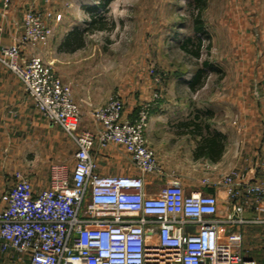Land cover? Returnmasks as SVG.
I'll use <instances>...</instances> for the list:
<instances>
[{"label":"built area","instance_id":"built-area-1","mask_svg":"<svg viewBox=\"0 0 264 264\" xmlns=\"http://www.w3.org/2000/svg\"><path fill=\"white\" fill-rule=\"evenodd\" d=\"M3 1L5 7L10 2ZM22 28L21 39L1 49L0 64L17 75L37 110L77 149L71 176L53 166L50 185L40 192L15 173L0 200V264H257L242 255L243 236L234 228L248 223L238 202L243 195L262 209L264 178L243 184L236 172L204 177L202 188L226 192L223 201L233 209L224 211L217 192L187 193L174 172L164 171L146 138V108L130 122L116 98L93 113L95 131L80 130L71 86L42 57L21 58V47L46 42L52 30L31 11ZM98 148L124 156L136 173L99 174ZM148 177L160 183L153 195L146 193Z\"/></svg>","mask_w":264,"mask_h":264},{"label":"rangeland","instance_id":"rangeland-1","mask_svg":"<svg viewBox=\"0 0 264 264\" xmlns=\"http://www.w3.org/2000/svg\"><path fill=\"white\" fill-rule=\"evenodd\" d=\"M237 3L238 0H30L22 10V23L28 12H35L52 30V35L35 47H21V58L42 57L68 85L63 75L62 54L57 51L54 55L50 48L53 44L60 50L69 43L81 46L73 56L80 67V79L98 82V106L85 104L91 108V118L96 110L105 108L116 98L122 100L123 112H136L135 120H128L130 122L138 121L146 108L147 127L151 126L152 115L164 112L165 116L154 125H165L160 135L162 138L166 135L173 151L179 150L176 145L181 144L186 152L191 139L186 138L183 131L180 141L177 128L187 125L189 130H194L195 124H207L220 130L229 116L239 112L238 102L227 100L229 84L249 74V70L242 73L235 67L241 54L230 43L228 34L230 22L226 19L230 10L231 15L237 10ZM11 7L12 0L6 7L1 0L0 15H8ZM198 18L202 23L201 31L195 28ZM65 32H69L68 35ZM21 36L5 47L17 43ZM198 46V56L188 51L197 50ZM10 72L17 77L12 70ZM197 74L200 77L192 87L190 84ZM251 76L257 74L251 71ZM158 135L159 132L153 133L152 139ZM67 140L73 143L68 135L65 142ZM66 157L63 163L71 164V158ZM51 160L40 166L43 172L49 173L54 163ZM183 167L193 177L202 173L193 165ZM223 200L221 210L225 211ZM187 229L194 231L195 228ZM262 255L260 264H264V252ZM9 257L14 255L11 253Z\"/></svg>","mask_w":264,"mask_h":264},{"label":"crops","instance_id":"crops-1","mask_svg":"<svg viewBox=\"0 0 264 264\" xmlns=\"http://www.w3.org/2000/svg\"><path fill=\"white\" fill-rule=\"evenodd\" d=\"M29 4L30 0H12L9 14L0 15V50L21 36L22 10ZM236 9L232 15L230 10L229 17H226L230 22L228 28L230 43L234 48L237 47L238 53L241 54L235 67L242 70V73L249 70L247 78L240 76L236 79L237 82L234 81L227 88L229 95L227 100L230 102L233 99L238 102L240 108L238 114L235 116L228 114L230 119L220 130L213 126L199 132L189 130L186 126H181L180 131L177 128L176 132L179 133L177 137L180 141L184 137L183 131L186 133L185 137L191 139L186 152L183 151L181 144L176 145L179 150L173 151L170 142L165 138L166 130L163 138L160 135L163 129H166L165 125H154L156 120H161L165 116L164 112L151 116L154 122H150L151 126L149 125L146 131V138L155 151L159 164L165 172L176 174L183 182L187 193L203 189L208 193L217 192L224 200L227 199L224 189L202 188L200 181L206 176L217 180L230 172H236L237 180L243 184L264 178V0H238ZM65 33L68 35L69 32ZM80 47L69 43L66 48L60 50L59 46L56 48L53 44L50 50L54 55H57V51L62 54L64 80L71 85L73 100L81 108L80 130L95 131L97 127L91 118V108L85 104L89 102L94 108L98 106V82L96 84L93 80L84 82L80 79V67H77L73 60ZM251 71L257 76L252 77ZM123 118L135 120L136 112L125 110ZM158 132L159 135L152 139L153 133L156 135ZM195 133L198 135L193 136ZM211 133L222 136L219 150L213 154L205 151L198 154V149L203 147V138H208ZM65 134L63 129L56 128L38 112L24 91L21 80L0 64V200L15 183L14 175L17 172L29 178L36 192L49 187L53 166L60 168L68 177L71 176L77 147L74 142L72 144L68 140L65 142L67 135ZM68 153L71 154L68 156L71 158V164H64L63 158ZM94 153L98 163L97 171L101 175L136 173L135 170H131L127 158L118 153L100 148ZM51 159L54 163L49 173L43 172L40 166L52 162ZM185 164L198 167L201 175L191 176V172L184 170ZM158 184L160 183L157 178L148 177L146 193L155 194ZM246 198L247 195H243L238 202L244 209L242 219L248 223L234 229L243 236V242L240 244L242 255L260 264L264 252V223L253 221L264 220V201L262 209L256 210L250 198ZM226 203V208L232 210L227 200ZM16 258L19 260L18 256ZM1 264H6V261L2 260Z\"/></svg>","mask_w":264,"mask_h":264},{"label":"trees","instance_id":"trees-1","mask_svg":"<svg viewBox=\"0 0 264 264\" xmlns=\"http://www.w3.org/2000/svg\"><path fill=\"white\" fill-rule=\"evenodd\" d=\"M198 2H201L203 0H197ZM195 28L197 31H201L202 29V23L200 22L199 18L195 19ZM185 47V46H184ZM186 48V47H185ZM199 46L197 50H190L188 49V51H190L191 53H193V55L198 56L199 55ZM200 75L197 74L195 75L193 81L191 82L190 86L195 87V85L197 84V81L199 79ZM196 126V127H195ZM195 128H193L196 132L199 131H204V130H208L209 125L206 124V126H202L201 124H195ZM187 127V125H186ZM221 135L218 133H214V134H209L208 138L204 137L203 138V147L200 149H198V154L202 153L203 151H205V153H209V154H213L214 152H217L219 150L220 147V142H221ZM204 149V150H203Z\"/></svg>","mask_w":264,"mask_h":264}]
</instances>
